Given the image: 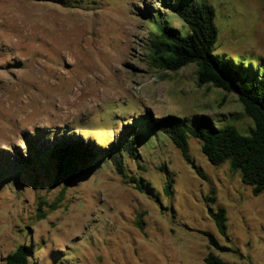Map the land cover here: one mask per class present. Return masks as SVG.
I'll return each mask as SVG.
<instances>
[{
    "label": "rangeland",
    "instance_id": "obj_1",
    "mask_svg": "<svg viewBox=\"0 0 264 264\" xmlns=\"http://www.w3.org/2000/svg\"><path fill=\"white\" fill-rule=\"evenodd\" d=\"M177 1L0 0V264L20 245L32 251L28 264H206L210 251L264 264V191L255 195L229 161L210 162L200 140L189 138L188 161L153 129L171 115L205 116L245 135L255 128L235 93L198 85L197 65H153L161 22L189 32ZM209 1L215 53L264 74V0ZM136 135L137 160L123 150ZM62 141L97 155L69 186L54 182L49 162L32 170L22 161L45 164L44 151ZM118 161L127 181L147 187L124 182ZM220 206L226 235L211 215Z\"/></svg>",
    "mask_w": 264,
    "mask_h": 264
},
{
    "label": "trees",
    "instance_id": "obj_2",
    "mask_svg": "<svg viewBox=\"0 0 264 264\" xmlns=\"http://www.w3.org/2000/svg\"><path fill=\"white\" fill-rule=\"evenodd\" d=\"M172 9L189 28L187 34L172 26L169 22H161L158 31L150 39V59L157 68L177 71L189 64L197 65V83L199 86L212 85L226 92L235 93L244 111L255 122L250 134L241 133L235 125L227 124L217 127L216 122L205 116L182 118L167 116L158 120L153 129H158L170 136L180 149L183 157L190 161L189 138L201 142L204 155L213 164L231 163L232 168L239 169L242 180L253 187V193L259 195L264 191V74L252 76L243 64L216 54L219 29L216 23V8L209 0H178ZM140 135L124 142L123 150L135 160L139 158L137 144ZM43 156L49 159L34 161L23 158V164L32 170L35 166L44 165L46 161L52 165L53 179L56 183L69 186L77 176L89 166H93L96 154L80 142L62 141L61 146L44 151ZM35 154V153H34ZM118 173L124 182H134L139 189L147 186L136 177L127 181L124 165L116 163ZM49 167V166H48ZM198 174L205 176L201 168L196 167ZM7 175H13L9 173ZM170 184L165 187L170 192ZM207 200L215 202L216 197ZM219 232L223 235L228 231V216L225 207L220 206L211 212ZM208 236L211 246L221 251L232 249L220 244L217 237L210 231H202ZM32 251L26 245H20L10 252L5 260L7 264H28ZM206 264H236L224 260L210 251L205 258Z\"/></svg>",
    "mask_w": 264,
    "mask_h": 264
}]
</instances>
